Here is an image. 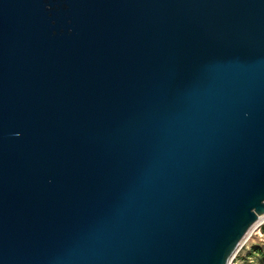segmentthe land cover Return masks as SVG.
Instances as JSON below:
<instances>
[{
	"label": "water",
	"instance_id": "1",
	"mask_svg": "<svg viewBox=\"0 0 264 264\" xmlns=\"http://www.w3.org/2000/svg\"><path fill=\"white\" fill-rule=\"evenodd\" d=\"M264 215V0H0V264H228Z\"/></svg>",
	"mask_w": 264,
	"mask_h": 264
},
{
	"label": "rangeland",
	"instance_id": "2",
	"mask_svg": "<svg viewBox=\"0 0 264 264\" xmlns=\"http://www.w3.org/2000/svg\"><path fill=\"white\" fill-rule=\"evenodd\" d=\"M262 224H264V216L249 227L248 232L240 240L238 248L230 257L228 264H261L257 256L251 252V247L256 243L262 244L264 242V233L260 229Z\"/></svg>",
	"mask_w": 264,
	"mask_h": 264
},
{
	"label": "trees",
	"instance_id": "3",
	"mask_svg": "<svg viewBox=\"0 0 264 264\" xmlns=\"http://www.w3.org/2000/svg\"><path fill=\"white\" fill-rule=\"evenodd\" d=\"M260 229H262V232L264 233V224L260 226ZM251 252L254 253V256H257V259L261 264H264V242L262 244H254V246L251 247Z\"/></svg>",
	"mask_w": 264,
	"mask_h": 264
},
{
	"label": "bare ground",
	"instance_id": "4",
	"mask_svg": "<svg viewBox=\"0 0 264 264\" xmlns=\"http://www.w3.org/2000/svg\"><path fill=\"white\" fill-rule=\"evenodd\" d=\"M264 215H261V216H259V218L254 222V223H256L258 220H260V218H262ZM254 225V224H253Z\"/></svg>",
	"mask_w": 264,
	"mask_h": 264
}]
</instances>
